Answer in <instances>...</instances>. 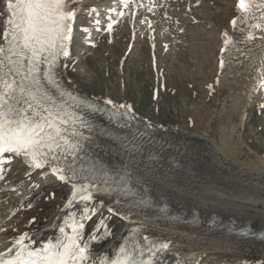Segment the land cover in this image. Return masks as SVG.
Wrapping results in <instances>:
<instances>
[{
	"label": "bare ground",
	"instance_id": "obj_1",
	"mask_svg": "<svg viewBox=\"0 0 264 264\" xmlns=\"http://www.w3.org/2000/svg\"><path fill=\"white\" fill-rule=\"evenodd\" d=\"M5 3L2 6L3 13ZM83 3V0H75V12ZM256 24L261 27H253ZM249 32L253 34L251 40L246 39ZM230 33L227 35L232 42L221 54V47H225L224 40L221 39L223 44L214 55L215 74L219 76L220 90L216 107L202 121L194 120L195 129L192 131L151 123L132 111L128 114L130 118L121 115L123 121L117 123L107 122L81 108L77 109L91 125V130L88 127L78 129L84 137H89L82 141L89 156L110 165L122 177L133 180L139 188L150 192L158 200L167 201L182 212L195 215L199 212L201 220L196 223H168L159 211L135 209L133 199L121 197L109 188L107 189L111 194H108L103 191L106 187L97 184L96 190L92 191L91 201L85 202L77 197L68 206L73 187L72 182L66 180L64 182L71 185V193L43 229L26 234L29 238L26 243L38 247L52 241L60 236L59 228L66 218H69V223L74 217L84 224L85 216L91 211L106 206L124 218L123 228L110 246L98 252H88L89 261H98L102 257L113 258L122 244L131 249L143 243L144 237H147L168 242V249L159 253L161 260L168 259L179 264L235 261L264 264L263 241L233 236L227 230H218L212 226L213 218L218 215L229 222L235 219L257 229H264V155L255 153L244 139V133L256 141L260 135L251 123L249 113L252 99L261 86L264 74L255 81L250 80L253 81L251 84L249 81L247 84L243 82L240 90L227 79L228 76L233 78L230 67L234 65L242 71L246 68L254 71L252 66L261 60L264 64V39H261L264 37V0L252 7L247 17L240 15ZM222 37L224 39V35ZM232 44H236V50L230 55ZM221 59L224 60L223 69L220 68ZM65 60L66 58L61 57L57 68L58 81L64 88L113 111H126L111 100V103H105L106 99L98 101L77 87L66 73ZM262 72L264 73V66ZM256 74L254 71V75ZM166 136L179 137L183 141ZM20 163L30 173L39 170L40 177L51 171L47 165L44 168L30 167L22 158ZM162 163L171 168L164 169ZM57 181L61 180L57 178ZM77 182L93 181L79 179ZM4 186L1 182L0 188ZM9 190L0 189V219H6L10 210L12 200L8 195ZM85 207L89 209L87 213L83 211ZM65 231L71 234L72 229L65 226ZM13 243L0 248V252L12 247Z\"/></svg>",
	"mask_w": 264,
	"mask_h": 264
},
{
	"label": "rangeland",
	"instance_id": "obj_2",
	"mask_svg": "<svg viewBox=\"0 0 264 264\" xmlns=\"http://www.w3.org/2000/svg\"><path fill=\"white\" fill-rule=\"evenodd\" d=\"M83 1L76 12L74 37L68 41L69 55L65 60L66 73L76 86L98 101L106 99L128 106L151 123L194 130V120L205 119L220 96L214 55L223 44V33L231 34V22L240 18L237 0H127V7L124 0ZM262 1L254 0L253 5ZM4 3L0 0V32ZM230 50L231 55L236 44ZM263 66L262 60L252 66L256 75L251 68L242 71L230 67L233 78L227 79L240 90L243 82L251 84L264 74ZM249 119L260 135L256 141L244 133L245 142L255 153L264 155L262 85L252 99ZM9 157L12 160L0 163V183L5 184L2 188H12L8 193L12 200L8 216L0 219V248L11 245L22 234L43 229L71 193V185L57 181L52 172L44 177H40L39 170L28 175L20 158ZM162 164L164 169L171 168ZM104 214L110 216L114 233L101 249L112 244L123 228L124 218L103 206L88 214L81 246L86 243L84 235L94 230Z\"/></svg>",
	"mask_w": 264,
	"mask_h": 264
},
{
	"label": "snow or ice",
	"instance_id": "obj_3",
	"mask_svg": "<svg viewBox=\"0 0 264 264\" xmlns=\"http://www.w3.org/2000/svg\"><path fill=\"white\" fill-rule=\"evenodd\" d=\"M74 2L6 0L0 32V162L4 161L5 154H9L21 157L33 168L47 165L58 179L72 182L73 193L68 206L77 197L91 201L92 191L96 190L93 182H77L79 179L88 181L94 175L93 169L84 164L86 153L82 141L89 137H84L78 130L80 127L91 130V125L77 111L84 102L70 103L78 98L58 81V61L69 55L67 45L76 14ZM124 6L127 7V0H124ZM252 7L253 0H237L236 10L245 17ZM231 23L235 28L236 20ZM107 27L111 31L112 24ZM253 27L260 28L261 25ZM223 35L225 47L221 48V54L232 42L227 33ZM246 39H253V34L249 32ZM223 67L224 60L221 59L220 68ZM261 85L264 86V76ZM87 107L93 109L91 104ZM120 107L126 111L115 115L130 118V108ZM103 191L111 194L107 188ZM129 192L127 186L120 189L122 195ZM88 210L85 207L83 211L87 213ZM65 226L71 227V234L65 231ZM83 228L84 224L74 217L71 223L66 218L56 241L49 240L38 247L26 243L29 240L26 234L20 235L12 247L0 252V264H152L151 257L169 247L166 242H148L150 257L143 259V248L133 246L129 249L122 244L113 258L89 261V243L81 246L79 242ZM144 240L148 241V238L144 237Z\"/></svg>",
	"mask_w": 264,
	"mask_h": 264
},
{
	"label": "trees",
	"instance_id": "obj_4",
	"mask_svg": "<svg viewBox=\"0 0 264 264\" xmlns=\"http://www.w3.org/2000/svg\"><path fill=\"white\" fill-rule=\"evenodd\" d=\"M108 214H104L100 223L86 237V242L89 243L90 251H98L113 238L114 226ZM95 236L96 239L91 238Z\"/></svg>",
	"mask_w": 264,
	"mask_h": 264
}]
</instances>
